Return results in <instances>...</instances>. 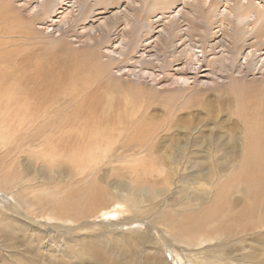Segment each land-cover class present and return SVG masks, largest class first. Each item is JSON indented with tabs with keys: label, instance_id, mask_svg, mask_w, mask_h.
Instances as JSON below:
<instances>
[{
	"label": "bare ground",
	"instance_id": "1",
	"mask_svg": "<svg viewBox=\"0 0 264 264\" xmlns=\"http://www.w3.org/2000/svg\"><path fill=\"white\" fill-rule=\"evenodd\" d=\"M106 1L114 0H41L35 8L50 18L59 10L65 24L77 15L81 17L74 25L96 21L98 17V20L102 19L98 27L105 26L108 30L124 24L122 38L115 45L120 48V54H125L128 42L133 50L149 38L145 46L152 45L150 51L159 52L158 60L165 61L162 55L166 51L171 64L181 61L182 73L189 69L200 74L213 68L222 73L232 68L239 69L242 64L264 70V0H116L114 7L117 10L105 17L102 14L107 9ZM124 2L126 6L122 10L120 7ZM156 23L158 25L154 26ZM94 25L89 26L88 31L95 30ZM15 26L17 24L12 25ZM144 34L149 36L144 37ZM148 54L154 56L152 52ZM239 56L244 58L243 63L238 61ZM84 69L82 71L87 72V68ZM189 75L182 74L173 81L188 84ZM88 82L91 80H85L84 87H78L74 82L64 89V101L77 110L93 106L95 101L89 99V95L95 88ZM13 95H4L0 100V104L5 105L2 109H6L0 113V122L6 124L0 125V189L7 193L9 200L7 211L0 207V228L4 226L7 228L4 230L10 233H23L26 245L32 246L38 240L44 251L50 247L49 253H40L44 261L53 259L52 255L62 251L69 242L90 239L84 248L87 252L79 253L83 258L78 257L79 246L67 245L70 251L67 256L71 260L66 264H73L74 258L83 261L82 264H172L168 249L174 255L183 250L190 264H264V223L227 217V208L235 203L237 196L233 184L229 187L227 183L236 182L237 187L240 185L246 191L253 187L248 178L256 175L236 180V163H240L239 171H248L249 174L256 171L257 164L264 162V119L260 121L259 116L241 117L243 127L237 135H231V140L235 141V145L230 146L232 149H226L223 156L216 153L225 148L214 149L203 158L198 157L194 147L198 144L193 135L199 127L182 126L184 141L174 145L171 151L172 145L167 149L165 144L159 153L169 161L162 159L160 164L154 147L155 135H160L161 127L146 128L145 133V130L131 131L130 123L119 119L103 133L99 131L90 137V142H85L86 138L75 142V147L70 148L72 153H66L65 149L61 152L59 142L55 140L58 138L56 129L49 133L48 126H45L56 116L49 115V110L42 114L32 111L26 114L28 110L22 106L21 98L16 108L11 106ZM103 105L108 110L114 109L110 97ZM55 106L53 104L52 107ZM10 127L16 131L12 132ZM118 128L122 129L118 132ZM164 129L161 128L162 131ZM115 131L118 136L114 135ZM70 133H60L65 143L70 142ZM36 137L42 139L43 146L30 148L19 158L18 154L24 150L22 145L29 138ZM140 177L143 182L138 180ZM202 183L211 188L199 187ZM82 191L85 194L77 198L76 193ZM67 193L73 199L64 198ZM198 210L200 212L195 216L193 213ZM39 212L47 216L44 221L34 216ZM127 214L130 215L125 223L127 226L136 217L146 218L152 223L145 229L137 226L125 231L105 225L96 230L94 224L97 221L91 220L92 215L106 218L125 217ZM80 225L81 233L76 230ZM156 225L166 227L167 241L155 236ZM193 225L194 229L199 228L192 231ZM2 235L0 233V250L8 255L5 261L0 260V264H22V245L17 239L11 241ZM102 255L103 258L108 255V259L101 261Z\"/></svg>",
	"mask_w": 264,
	"mask_h": 264
},
{
	"label": "rangeland",
	"instance_id": "2",
	"mask_svg": "<svg viewBox=\"0 0 264 264\" xmlns=\"http://www.w3.org/2000/svg\"><path fill=\"white\" fill-rule=\"evenodd\" d=\"M114 1H106L105 7L107 9L102 16H111L117 10L116 7H114ZM40 2L41 0H0V31L1 28L4 29L5 27V29L1 31L4 32V34L0 32V95H2L0 96V100L2 101L4 99V95L8 96L15 93L11 106H15L14 108H16L20 101L19 98H21L22 106H25V110H28L27 113L23 112L24 114H28L30 111L35 114H42L49 110V115H53V118L56 116L45 126H48L46 129L49 133L56 129L55 132L58 138L55 140L59 142V151L62 152L65 149L67 151L66 153H72L70 148L75 147V142H79V140L83 138H86L84 140L85 142H90V137H93L94 134L99 131L103 133L113 122H118L117 120L121 119L123 122L130 123L131 131L132 129L133 131L145 130L149 127L166 128L163 131L160 128V135H155L156 144L154 150L158 153L159 158L157 162L160 164L162 159L169 161L164 154L159 153V150L164 147L165 144L168 145L166 147L167 149L172 145L170 146L171 149H169L171 151L174 145L184 141L185 134L183 130H180L182 126L194 125L199 127V131L193 135L196 144H198V147L194 146L197 148L196 151H198L195 153H199L198 157L203 158L208 155V153L213 152L214 149L225 148L219 151V154L218 152L216 153L217 156H223L226 149H232L230 146L235 145V141L233 142L231 140V135H237L241 130L240 127H243L241 117L252 116L256 118L259 116L260 121L264 119V70H260V67H258L259 69H252L249 64H242L243 66L241 65L239 69L232 68L231 71L227 70L222 73L216 68L200 74H197L195 71L192 72V70L189 69L186 70L185 73H182L180 70L182 67L181 61H176L171 64L166 51L162 55L165 61L158 60L159 52L155 54V51H150L153 47L152 45L149 47L145 46L146 43L149 42V38H145V40L140 42L139 45H136L133 50L131 49L132 44L128 42V48L125 54H120V48L115 45H118L116 43L122 38L124 24H122V26L111 27L110 30H108L105 26H103V28L98 27L102 20H98V17L96 21L95 19L93 21L88 20L85 22L86 24L74 25L81 17L77 15V20L73 18V21L69 20L68 23L66 22L68 25H66L65 22L61 21L62 14L59 13V10L52 15L53 18L43 16L42 12L35 8ZM124 6H126V2H124V5L120 8L123 10ZM33 9H35V11ZM59 14L60 16H58ZM5 18L6 20H4ZM58 20H60V22H58ZM13 23L15 25L17 24V27L15 26L16 28L12 27V25H14ZM92 24L96 25V29L91 31L93 33L88 31L90 30L88 29L90 28L89 26ZM156 25L158 24L156 23L154 26ZM19 26L21 27L19 28ZM148 36L144 34V37ZM248 38L249 37H247V39ZM150 52H152L154 56L148 54ZM238 61L243 63L244 58L239 56ZM84 68H87V72L82 71L85 70ZM182 74H190V81L188 84L173 81L175 77H180ZM85 80H91V82L88 83L92 84V87L95 88L92 89V93L89 95V99H94L95 102L93 106L90 105L83 110L82 108L77 110L76 108L74 109V106L71 104L69 105L67 103L68 101H64L62 91L74 82L77 83L78 87H84ZM202 81H204V83H202ZM9 90L11 91L9 92ZM108 97H110L114 105V109L112 110H108V107L103 105ZM27 99L29 100L27 101ZM35 99L36 101H34ZM34 103L36 104L34 105ZM53 104L56 106L52 107ZM2 105L3 104H0V113H4L6 110H3L5 105ZM127 105L130 107L128 108ZM58 108H60V110H58ZM63 112H65L64 114L67 115V118H65ZM19 115H21V113ZM60 116L61 120L58 119ZM75 123L79 125L77 126ZM256 123H258V120ZM2 124L3 126L6 125L3 121L0 122V125ZM65 126L68 128L67 130H65ZM14 129L15 128L12 127L11 131L15 132L16 130ZM120 129L122 128H118L117 131L119 132ZM67 131H69V133L73 131L70 133L71 140L69 143H65L64 137L60 135V133H65ZM117 131H115L114 135L118 136ZM145 132L146 130L144 133ZM83 133L89 136H85ZM59 139L60 141H58ZM121 140L122 139L119 141ZM41 142V138H29L22 145L24 146V150L22 151L24 153L22 154V152H20L18 154L19 158L23 157L26 153L25 151L30 148L37 149L40 148L39 146L42 147L43 145ZM118 144H120V142H118ZM118 144L117 146H119ZM14 159L16 160V157H14ZM259 164L255 166L256 171H254V173L248 174V171H239L240 163H236V175L234 176L236 180H239V177L243 176L246 179L248 178L247 175L250 176V174L256 175L252 179L250 177L248 178L251 186H253L248 189L250 191H244V188H241L240 185L237 187L238 185L236 182L227 183L229 187L231 186L230 184H233L232 186H234L236 190L235 194L237 195L235 196L234 194L237 202L235 201L232 206L227 208L229 214L227 217H230L231 220L233 218L242 217L241 219H252L255 224L258 222L264 223V162H260ZM109 166L112 167V164H109ZM122 172L127 176L126 172ZM138 180L143 182L142 177ZM198 186H207V184L202 183ZM207 187L211 188V186ZM6 194V192L0 189V207L4 210H6V206L9 205ZM82 194L85 193L83 191L76 193V197L78 198L80 197L78 195L82 196ZM64 198L73 199L68 193ZM74 199L76 200L75 197ZM238 203L240 205H238ZM244 203L246 209L244 208ZM22 208L24 211H27L25 206H22ZM31 209L32 208L29 210ZM199 212L198 210L193 214L198 216L196 214H199ZM34 216L41 221L47 218V216H44L41 212L36 213ZM129 217L130 215L128 214L125 215V217L113 216L106 218L92 215L91 220L94 222L97 221L94 224L96 230H99L101 226L105 225H108L111 229L118 228L119 230L125 231L137 226L145 229L152 223L146 218L141 219V217H136L135 223L131 222L134 224L132 225L130 223V225L127 226L125 223L128 221L127 219ZM75 223L77 224V222H74V224ZM194 227L195 225L191 227L192 231L199 228L197 227L194 229ZM4 229L7 228L4 226L0 228V233L1 235L3 234L2 236L5 234L11 241L17 239L19 244L22 245L20 247V250L23 252V257L21 258L22 264H66L71 260L67 256L70 254L67 245L73 244L79 246L77 249L78 257L83 258L79 253L85 251L84 248L86 249V244L88 240H90H79L78 243L73 241L69 242L62 251L52 255L53 259L46 258V262L42 259L40 253L42 254V252H45L47 254V252L51 250L50 247L47 251H44L38 240L33 242V247L26 245L27 243L24 241L25 235L23 233L18 231L10 233ZM76 230L81 233V225L80 228ZM154 232L156 234L155 236L160 239L164 238V240H166L169 237L166 227L161 225H156ZM44 241H46V239ZM183 252V250H179L178 254L174 255L172 251L168 249L167 254L172 264H190ZM45 253H43V255ZM7 255V253L0 250L1 262L5 261ZM104 257L105 258H103V255L100 257L101 261L108 259V255ZM74 259H72V261H74L73 264L84 263L83 261L80 262V260ZM137 259H141V257L137 256Z\"/></svg>",
	"mask_w": 264,
	"mask_h": 264
}]
</instances>
